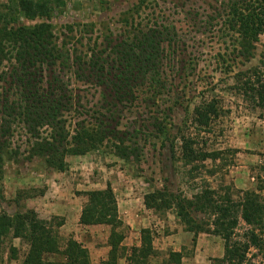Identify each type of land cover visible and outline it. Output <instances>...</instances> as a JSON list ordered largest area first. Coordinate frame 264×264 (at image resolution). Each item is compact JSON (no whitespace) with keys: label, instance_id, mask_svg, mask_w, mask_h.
<instances>
[{"label":"trees","instance_id":"obj_1","mask_svg":"<svg viewBox=\"0 0 264 264\" xmlns=\"http://www.w3.org/2000/svg\"><path fill=\"white\" fill-rule=\"evenodd\" d=\"M65 6V0L0 3V179L5 161L18 155L10 148L15 125H20L32 139L28 159L40 158L48 170L57 173L68 170V157L85 156L105 143L111 145L115 156L122 161L139 159L137 137L119 130V117L114 118L107 109L132 107L141 97L150 102L161 95L164 53L179 42L176 28L155 0H139L121 14L118 35L110 31L94 35L93 25H67L65 41L59 44L48 21ZM211 10L215 16L207 19L218 28L214 33L227 40L231 53L237 54L236 59L249 62L259 38L264 35V0H221L220 7ZM37 21L41 22L24 24ZM76 27L81 30L75 34L85 37L78 40L69 37ZM81 40L87 46L85 52L77 53L71 42L80 44ZM60 66L71 69L77 82L100 89L107 107L105 114L98 112L97 116L77 121L88 115L73 107L68 87L56 72ZM233 81L229 90L259 110V118L264 121V63L236 73ZM166 110L165 117L170 120L173 111ZM221 115L216 101H202L193 109L192 125L199 131L211 132L212 122ZM72 118L76 119L73 124ZM152 120L153 134L147 136L165 137L167 142V121L163 119V123L159 117ZM198 138L181 134L179 157L172 152V158L189 167V175L203 170L210 176L213 172L204 164L220 160L221 152L206 151ZM259 185L257 189L235 194L230 187L218 191L205 184L190 199L166 189L155 190L145 195L143 204L145 209L158 214L173 211L185 232L192 234V245L200 234L221 239L223 255L213 264H254L255 256L264 259V180H259ZM85 197L79 225L110 228L109 252L100 264H118L122 259L126 264H147L155 255L151 232L142 229L139 246L132 247L128 253L122 246L123 224L110 186L85 193ZM62 225L58 223L57 228ZM7 240H21L27 245L20 264H94L80 243L59 237L52 222L40 220L33 211L15 217L0 212V243ZM251 251L255 253L250 256ZM8 253L9 260H17L15 247L10 245ZM48 257L61 261L50 262L45 259ZM169 258L171 264H179L182 255L170 253Z\"/></svg>","mask_w":264,"mask_h":264},{"label":"rangeland","instance_id":"obj_2","mask_svg":"<svg viewBox=\"0 0 264 264\" xmlns=\"http://www.w3.org/2000/svg\"><path fill=\"white\" fill-rule=\"evenodd\" d=\"M65 1L62 12H54L48 21L54 27L59 44L65 41L63 34L67 35L64 29L67 25H93L94 35L107 34V31L118 35L121 27L117 22L121 14L139 0ZM6 2L0 0L1 4ZM155 2L168 15L179 37L177 45L172 46L174 50L167 48L164 53L160 75L163 83L161 95L155 96L150 102H145L141 97L132 107L107 109L99 88L77 82L71 69L61 66L56 69L73 98V107L88 115L77 118V121L89 119L90 115L97 116L98 112L105 114L107 109L114 118L119 117V130L137 137L135 142L140 148L139 159L122 161L115 156L111 145L105 143L99 150L85 156L68 157V170L57 173L48 170L40 158L28 159L27 152L32 139L20 125H15L10 148L17 151L18 155L6 160L2 168L0 212L9 217L27 211L35 212L40 220L52 222L59 237L65 241L71 238L80 243L94 264L102 261L103 256L98 255L100 249L108 248L109 252L110 228L79 225L77 216L80 218L86 203L85 193L105 190L110 186L119 220L123 224L121 231L125 238L122 246L128 253L132 247L139 246L142 229L151 232L155 255L147 264H171L170 253L182 255L179 264H213L223 255V241L212 235L200 234L195 245H192V234L185 232L173 211L158 214L145 209V195L166 189L190 199L205 184L218 191L230 187L236 194L238 191L257 189L259 180H264V121L259 118L261 112L229 90L236 73L264 63V35L256 44L253 58L244 62L236 59L237 54L231 53L227 40L214 33L218 28L207 19V16H215L211 7L219 8L221 0ZM78 30L81 28L76 27L69 37L77 40L81 36L85 37L76 35ZM71 43L77 53L85 52V40H81L80 44ZM211 100L216 101L222 115L212 122L211 132L199 131L192 125L193 109L202 101ZM168 108L173 111L170 120L165 117ZM154 117H159L161 122L163 119L167 121V142L165 137L155 139L147 136L148 133L153 134L150 125ZM70 120L71 124L76 121L75 118ZM183 133L199 136V143L205 145L206 151L221 152L220 160L204 164L207 170L213 172L212 175L209 176L203 170L189 175V167L185 168L173 160L172 152H175L176 158L179 157V137ZM58 223L63 225L57 228ZM10 245L17 249L16 261L9 260ZM27 249L21 240L0 243V264H20ZM254 253L251 251L250 256ZM45 259L50 262L61 261L55 257ZM253 263L264 264V259L255 256ZM118 264L126 263L122 259Z\"/></svg>","mask_w":264,"mask_h":264},{"label":"crops","instance_id":"obj_3","mask_svg":"<svg viewBox=\"0 0 264 264\" xmlns=\"http://www.w3.org/2000/svg\"><path fill=\"white\" fill-rule=\"evenodd\" d=\"M78 218H79V215L77 216V221L79 220ZM77 226H78V225H77ZM92 227H93V226H92ZM107 249H108V248H102V249H100V250L98 251V255H99V256H103L102 261L105 259L104 256H105V255L107 254V252H108Z\"/></svg>","mask_w":264,"mask_h":264}]
</instances>
